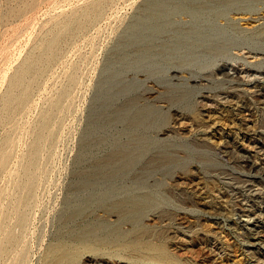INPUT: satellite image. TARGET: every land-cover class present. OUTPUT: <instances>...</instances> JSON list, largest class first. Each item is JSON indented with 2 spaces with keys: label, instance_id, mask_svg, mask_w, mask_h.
Listing matches in <instances>:
<instances>
[{
  "label": "rangeland",
  "instance_id": "374dc122",
  "mask_svg": "<svg viewBox=\"0 0 264 264\" xmlns=\"http://www.w3.org/2000/svg\"><path fill=\"white\" fill-rule=\"evenodd\" d=\"M7 152L0 264H264V0H0Z\"/></svg>",
  "mask_w": 264,
  "mask_h": 264
},
{
  "label": "bare ground",
  "instance_id": "6f19581e",
  "mask_svg": "<svg viewBox=\"0 0 264 264\" xmlns=\"http://www.w3.org/2000/svg\"><path fill=\"white\" fill-rule=\"evenodd\" d=\"M27 11V10H26ZM59 23V22H58ZM62 23V22H61ZM64 23V22H63ZM62 23V24H63ZM68 23V22H67ZM67 23L65 24V25H67ZM71 24V22H69V24L68 25H70ZM60 27V26H59ZM58 27V30H60L61 28H59ZM64 29V28H63ZM70 29V26L68 27V30ZM66 31V30H65ZM54 36V35H53ZM54 43V40L49 44L50 46L52 45ZM47 48V47H46ZM50 48V50H53V48H55V47H49ZM48 59H50V58H48ZM26 60V59H25ZM46 60H47V58H46ZM35 61V60H34ZM37 61V60H36ZM28 62H25V63H23V65L21 66V71H20V73H19V75H16V77H14L13 79H14V82H15V84H16V82H19V80H21V77H23L24 75H25V73H27V71L29 72V70L30 69H28ZM44 67V66H43ZM20 69H18V70H20ZM25 77V76H24ZM27 95H28V89H25V91H24V95H23V97L24 98H26L27 97ZM20 100H22V96H21V98H20ZM52 106V105H51ZM53 109H58V106L57 105H55L54 107H53ZM47 119V117H45V120ZM46 125H47V121H45V123H44V125H43V128H44V130H46L47 132H48V130L46 129ZM35 130V129H34ZM33 130V131H34ZM16 131V130H15ZM39 132H41V131H39ZM31 140V139H30ZM41 141H42V136L40 135V133H39V135L37 134V138H35V142H33V145H32V157L25 163V164H23L22 165V168H23V170H25V172L26 171H29L30 169H31V166H32V162H33V160H34V158H35V156H37L39 153H40V150H41ZM4 146L6 147V150H8V149H10V147L12 146V140L11 139H9V138H5L4 139ZM3 146V145H2ZM5 149V148H4ZM8 152L7 153H3V156H2V158L0 159V164L1 165H4L5 164V162H6V160H7V157H8ZM36 160V159H35ZM18 167V166H17ZM24 172V173H25ZM251 172V171H250ZM28 174V173H27ZM33 176V175H32ZM41 176V175H40ZM16 179V178H15ZM25 180V179H24ZM2 181V180H1ZM22 182H23V180H22ZM25 184H24V186L22 187L24 190H26V191H29V189H30V187H31V184H32V182H33V177H30V178H28V180L26 181L25 180ZM10 183V182H9ZM39 184V183H38ZM9 185V184H8ZM18 187H19V184H18ZM21 188V189H22ZM38 191V190H37ZM12 193V192H11ZM27 193V192H26ZM10 195V194H9ZM13 201V200H12ZM29 201V200H28ZM14 202V201H13ZM4 204V203H3ZM31 204H32V202H31ZM33 206V205H32ZM12 209V208H11ZM123 210H124V214H126V215H129L130 213H131V211L129 210V207H124L123 208ZM27 211V210H26ZM82 213L79 211V210H77V211H75V216H80ZM20 218H19V222H20V224L22 225V226H24V224H25V222L27 223V221H26V215L25 214H21V216H19ZM74 217V216H73ZM7 222V221H6ZM5 224V223H4ZM20 225V226H21ZM8 228V227H7ZM24 236V235H23ZM6 239H5V242L4 243H6V242H11L12 241V237H10L9 235H7L6 237H5ZM59 250H61V254H59L57 257H61V256H66V254H65V252H66V250H62L61 248H60V246H58V247H56V248H53L52 249V253H58V251ZM56 257V256H55ZM62 259V258H61ZM61 259H59V258H57L56 259V263L57 264H59V263H61ZM15 260V259H14ZM27 262V261H26ZM67 264H71V262L69 261V262H67Z\"/></svg>",
  "mask_w": 264,
  "mask_h": 264
}]
</instances>
